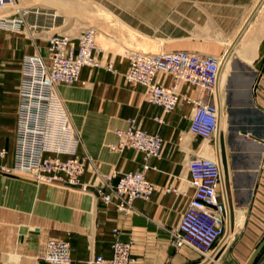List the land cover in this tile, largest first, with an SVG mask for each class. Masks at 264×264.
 I'll return each mask as SVG.
<instances>
[{
  "label": "crops",
  "instance_id": "0c3cea01",
  "mask_svg": "<svg viewBox=\"0 0 264 264\" xmlns=\"http://www.w3.org/2000/svg\"><path fill=\"white\" fill-rule=\"evenodd\" d=\"M105 1L104 7L111 9L167 6L155 0V3L152 0L151 3L146 0ZM33 7L45 10L42 5ZM175 8V39L187 41L183 43L186 49L179 51L210 55L223 61L219 86L215 91L219 98L215 137L193 145L192 141L198 138L188 132L192 112L189 105L179 106L174 112L162 115L158 108L144 103L143 89L130 87L124 78V82L117 84L123 82L127 88L118 98L117 107L111 110L97 111V101L87 96H59L61 101L78 102L65 107L73 117L67 114L71 132L63 137L50 128L61 109L53 93L45 137L47 156L73 151L90 159L101 182L114 174L109 183L115 185L123 173L140 171L142 167V157L136 151L113 153L108 149L109 144L117 142L114 130L124 129L126 120L135 118L143 130L159 134L162 140L160 159H151V169L145 173L156 191L148 201H134L131 213L124 214L114 204H103L94 192L83 193L46 185L34 188L29 181L19 177L22 174L0 173V264L18 261L27 264L33 261L35 264L44 253L48 238L70 242L71 264H85L96 256L109 258L111 243L116 239L132 241L134 264H246L264 239V0H175ZM116 13L122 16V12ZM185 16L191 17L188 22L192 27L185 28L184 21L180 19ZM32 21L31 17L27 18L26 29ZM38 22L50 26L49 18L40 17ZM2 29L0 149H5L6 155L1 164L12 168L20 62L28 55L45 56L47 40L41 47L40 38L36 35L39 30L23 36L12 35ZM133 29L145 35L146 30L138 26ZM127 67L128 61L124 73ZM96 70L98 73H113L106 69ZM91 77L89 69L81 70V80ZM157 80L164 86L170 84V79L162 75H158ZM56 92L64 94V89L57 87ZM180 92L193 96L192 88L186 84L180 85ZM116 98L112 102L115 103ZM160 116L161 124L154 120ZM110 127L116 128L109 131ZM185 132L187 137H184ZM54 141L57 149H51ZM195 157L216 158L221 170V190L217 197L225 204L224 237L227 234L228 239H220L208 263V257L201 260L202 257L189 248L174 250L170 245V232L177 226L192 194L186 164ZM89 174L90 171L85 172L82 182L93 184ZM224 188L225 200L222 196ZM166 189H176L177 193H166ZM31 223L39 227V232L31 231ZM253 264H264V247Z\"/></svg>",
  "mask_w": 264,
  "mask_h": 264
},
{
  "label": "built area",
  "instance_id": "2783aa9c",
  "mask_svg": "<svg viewBox=\"0 0 264 264\" xmlns=\"http://www.w3.org/2000/svg\"><path fill=\"white\" fill-rule=\"evenodd\" d=\"M16 4L14 0H0V10ZM11 24V17L0 19V26L12 25L16 29L26 27L27 18L33 19L30 29L46 28L38 22L40 17L54 21L53 15L39 8L19 10ZM96 32L88 28L76 38L53 34L47 40L46 55L33 54L21 61L18 103L15 113L14 165L7 168L1 164L5 149H0V173L17 172L29 176L36 185L61 189L87 191L96 189V197L103 204H114L117 210L127 214L136 200L148 201L156 191L154 184L146 179L151 169L149 161L160 159L162 140L157 134L143 130L135 118L126 120L124 129H116L115 144H109L112 152L123 153L132 150L142 157L140 171L123 173L115 185L106 177L101 183L82 182V176L94 168L89 158L80 157L73 151H61L53 156L45 154V137L48 128L49 106L58 84L70 85L80 79L85 67L106 69L113 72V66H102L96 59ZM220 61L210 55L188 51H170L158 54L133 53L123 74L125 82L132 88L140 87L148 105L158 108L164 115L174 112L179 106L189 105L191 115L188 132L201 140L211 141L217 130V107L215 87ZM158 75L168 77L170 84L164 86ZM192 88L193 96L182 94L180 85ZM159 124L163 120L154 117ZM188 184L192 194L177 226L170 232V245L174 250L189 248L200 257L211 254L215 245L225 235V204L219 201L220 171L217 163L204 157H195L186 164ZM177 193L176 189L165 192ZM132 241L116 239L110 246V257L96 256L85 264H134L131 254ZM71 245L68 240L50 238L46 241L44 253L35 264H71Z\"/></svg>",
  "mask_w": 264,
  "mask_h": 264
},
{
  "label": "rangeland",
  "instance_id": "374dc122",
  "mask_svg": "<svg viewBox=\"0 0 264 264\" xmlns=\"http://www.w3.org/2000/svg\"><path fill=\"white\" fill-rule=\"evenodd\" d=\"M15 3L19 6V8H28L33 7V5H42L45 6V11H48L49 14L56 15L54 17V21L50 22V26H52L51 30H46L49 26L45 24L46 28L39 31L38 37L40 38V46L44 47V43L48 40L53 34L60 35H69L71 37L76 38L83 30L91 28L96 32V44L100 45L103 50L96 51V59L101 63L102 66H105L107 63H110L113 66L112 74H104L98 73L95 68L86 67L91 71L92 77L90 79L79 80L77 83H73L70 85L58 84L55 87L54 95L58 98L60 111L58 114V118L53 119V125L50 128L56 130L59 134L63 135V137L67 134L69 135L70 127L67 120V114L69 113L72 117L73 114L71 111L68 113L65 110V107H69L71 105L78 104L74 100H62V103L59 96L63 95V97H75V96H87L92 101H97L95 106L99 108L97 111H104L106 109L111 110L112 108L117 107L118 98L121 93H124V89L127 86L123 83L122 74L124 73L127 61L129 57L133 53H150V54H158L161 52H170V51H179L181 49H186L183 46L184 42L187 41H177L175 39L176 34V8H175V0H155L158 3L165 4L167 6L163 7H153V8H142V9H134V8H119V9H111L104 7L106 3L105 0H14ZM131 0H129L130 2ZM151 3V0H146ZM152 0V3H155ZM13 4V3H12ZM49 8V9H48ZM114 10V11H113ZM11 7L10 5L6 9L7 13H10ZM122 12V16L117 15L116 12ZM185 11H191L190 9H185ZM128 13V14H126ZM13 13L12 15H14ZM59 15V16H58ZM18 17L19 15H15ZM125 16V17H124ZM184 21V26L192 27V24L188 22L191 20V17L181 18ZM200 19H204L201 17ZM129 21V23H127ZM187 22V23H186ZM202 26V24H199ZM138 26L143 31L146 30L145 35L139 33L133 27ZM198 26V23L196 24ZM29 29V30H28ZM21 27L19 31H12L7 29V33H13L12 35H23L28 36L32 35L33 29L28 27ZM29 31V32H28ZM157 36V37H149ZM100 48V49H101ZM223 62H221L219 75L222 72ZM20 70H21V62H20ZM119 81H123L117 84ZM219 86V83L217 84ZM57 87H62L64 89V94L57 93ZM129 88V87H128ZM130 89V88H129ZM216 95V105H217V93ZM143 101L146 104L144 95ZM117 97V98H116ZM113 98H116V102ZM69 101H72L70 104ZM66 102V103H65ZM68 102V103H67ZM74 102V103H73ZM164 115V114H162ZM159 118V117H158ZM162 119V116H160ZM221 120V116L219 117ZM110 121V120H109ZM98 123V121H96ZM112 122V120H111ZM110 123V122H109ZM54 125L56 127H54ZM53 126V127H52ZM98 126V125H97ZM99 127V126H98ZM116 127L108 128L109 131H113ZM115 131V130H114ZM159 136V134H157ZM188 133L185 132L184 137H187ZM160 137V136H159ZM58 145V140L56 141ZM56 142L51 143V146L55 147ZM202 142L201 139L193 140V145H199ZM47 149V148H46ZM116 153V152H113ZM200 155V154H199ZM217 160V159H216ZM218 165L219 162L217 161ZM109 174H104V176H108ZM97 172L90 171L89 177L94 182L93 184L101 183V179L98 178ZM103 176V175H100ZM103 176V177H104ZM23 180L29 181L33 187L37 186L29 176L22 175L19 176ZM79 192H94L96 196V189L94 187L88 188L87 191L82 190H74ZM72 192V191H70ZM131 212L129 211L128 214ZM34 218H32L33 221ZM31 231L39 232V227L34 226V223H31ZM50 239V238H48ZM228 239L226 235L224 237L225 241ZM209 257L211 258L209 260ZM207 259V263L212 260V256L210 255ZM203 260V257L201 258ZM13 264H27L23 262H15ZM28 264H33V261H29Z\"/></svg>",
  "mask_w": 264,
  "mask_h": 264
},
{
  "label": "bare ground",
  "instance_id": "6f19581e",
  "mask_svg": "<svg viewBox=\"0 0 264 264\" xmlns=\"http://www.w3.org/2000/svg\"><path fill=\"white\" fill-rule=\"evenodd\" d=\"M9 6V5H8ZM8 6H6L4 9H2V10H0V19H3V18H9V17H11L12 19H13V21H12V23L11 24H15V25H17L18 23H16L17 21H15L14 19H16V16L15 15H17V13H18V11L19 10H22V9H28V8H32V7H28V8H19V6L17 5V4H11L10 5V7H11V11H9L10 13H7L6 12V9L8 8ZM36 8V7H35ZM40 9V8H39ZM13 13H15L14 15H12ZM54 17H56V15H55V13H54V15H53V18ZM0 28H3V29H7V30H12V31H19L18 29H16V28H14V26L12 25V27H11V25H4V26H0ZM48 28H49V30L52 28V26H48ZM144 54H146V53H144ZM225 59V58H224ZM223 62V61H222ZM220 65H221V62H220ZM219 70H220V67H219ZM218 73H219V71H218ZM218 78H217V84H218ZM217 84H216V87H215V91H216V88H217ZM214 96H215V101H216V95H215V93H214ZM216 103V102H215ZM216 107H217V105H216ZM217 130H218V109H217ZM217 130H216V132H215V135H216V133H217ZM215 135H214V137H215ZM204 141V140H203ZM219 157V156H218ZM217 157V158H218ZM207 159H210V160H212V161H215L216 163H217V160H216V158H207ZM217 165H218V163H217ZM218 167H219V165H218ZM219 171H221L220 170V168H219ZM221 173V172H220ZM222 175V174H221ZM222 184V183H221ZM220 190H221V187H220V189H219V192H220ZM218 192V193H219ZM218 195V194H217ZM222 196H223V198H224V200H225V188L223 189V194H222ZM227 235V234H226ZM208 257H209V255H208ZM208 259V258H207Z\"/></svg>",
  "mask_w": 264,
  "mask_h": 264
},
{
  "label": "water",
  "instance_id": "95a60500",
  "mask_svg": "<svg viewBox=\"0 0 264 264\" xmlns=\"http://www.w3.org/2000/svg\"><path fill=\"white\" fill-rule=\"evenodd\" d=\"M226 213H227V211H226ZM227 221H228V214H227ZM263 247H264V239L261 241V243L258 245V247L253 251L252 255L250 256V258L248 259L246 264H253L256 257L258 256V254L260 253V251L262 250Z\"/></svg>",
  "mask_w": 264,
  "mask_h": 264
}]
</instances>
